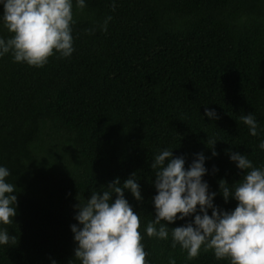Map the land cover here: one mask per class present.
<instances>
[{"label": "trees", "instance_id": "trees-1", "mask_svg": "<svg viewBox=\"0 0 264 264\" xmlns=\"http://www.w3.org/2000/svg\"><path fill=\"white\" fill-rule=\"evenodd\" d=\"M73 18L69 57L42 67L0 57V165L17 190L13 223L3 226L16 243L0 246V264H79L74 205L133 172L142 200L124 197L149 264H229L172 246L171 228L191 216L167 224L168 239L145 234L154 217L149 165L163 148L184 156L185 168L202 153V179L225 211L236 201H224L218 182L243 176L228 151L264 166V0H85ZM10 35L0 22V37ZM205 107L219 118L204 117ZM249 112L255 137L240 120Z\"/></svg>", "mask_w": 264, "mask_h": 264}, {"label": "clouds", "instance_id": "clouds-1", "mask_svg": "<svg viewBox=\"0 0 264 264\" xmlns=\"http://www.w3.org/2000/svg\"><path fill=\"white\" fill-rule=\"evenodd\" d=\"M74 5L83 9L85 0H0V22L11 34L0 37V57L10 54L14 62L34 67H42L55 54L69 57L74 51ZM109 20L110 16L105 18L102 30ZM203 116L210 120L219 118L215 109L208 107ZM240 120L250 136L259 135L258 122L250 112L241 115ZM208 143L212 148L216 141ZM258 147L264 150V139ZM171 150H159L149 165L155 177L151 201L154 217L147 223L145 234L168 239L167 224L191 216L190 222L171 228L170 233L172 246L178 244L188 259L202 250H211L216 259H228L229 264H264V166H254L244 153L228 151V159L243 176L231 185L223 179L218 182L224 201L230 197L236 201L233 209L225 211L214 205L217 193L209 191L202 179L207 171L205 156L194 154L185 168L184 156H173ZM211 155L217 153L213 150ZM9 175V169L0 165V246L16 243V238L3 227L13 223L16 214L17 190L6 179ZM137 181L136 172L123 182L114 178L104 190H90L84 203L74 205L76 223L70 225V230L75 242L73 257L79 264H149L138 231L139 216L124 197L127 191L134 200H142ZM168 264H175L174 259H169Z\"/></svg>", "mask_w": 264, "mask_h": 264}]
</instances>
